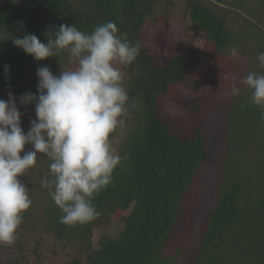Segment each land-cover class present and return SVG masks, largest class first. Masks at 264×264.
Listing matches in <instances>:
<instances>
[{"label": "trees", "instance_id": "trees-1", "mask_svg": "<svg viewBox=\"0 0 264 264\" xmlns=\"http://www.w3.org/2000/svg\"><path fill=\"white\" fill-rule=\"evenodd\" d=\"M184 1L192 21L205 31L215 56L241 42L239 33L216 9L203 1ZM217 1L222 3L223 0ZM158 2L0 1V39H3L0 41V94L15 89L17 95L37 91L38 79L34 78L37 69L67 55L61 52L58 57L36 61L16 47L11 37L35 34L47 44V34L61 24L75 25L90 34L96 26L113 21L130 43H140L136 60L123 65L130 74L127 106L134 120L119 149V154L122 157L127 154V159L114 171L113 183L93 197L100 215L83 225L62 224L63 213L49 195L43 214L46 223L57 239H78L80 260L85 259L87 264H170V258L177 262L179 257L166 254V249L173 244L178 227L188 221L190 209L184 202L190 199L193 188L200 187V182L203 186L204 173L225 153V158L219 160L224 167L223 175L218 174L210 182L209 196L201 195L202 200L208 197V204L211 197L215 201L212 208L205 211L204 229L189 264H264V119L261 109L248 103L251 92L245 88L249 95L231 101L224 120L216 111H211L204 100L198 99L188 106L190 119L181 126L172 125L162 100L174 89L190 87L197 92L201 87L200 82L193 79L196 66L188 57H160L144 45L143 24L152 17ZM242 3L238 0L237 5L246 12L241 34L247 33L256 39L262 52L264 0L248 8ZM5 65L10 69L7 74ZM259 73L264 74V71ZM242 104L246 105L244 110H241ZM251 148L254 151L248 161ZM241 153L244 167L229 166L230 156H242ZM41 156L49 167L52 161L44 154ZM48 177L52 179L51 172ZM34 194L31 193L32 199ZM131 207V212L126 214ZM104 215H112L121 222L123 231L117 239L104 236L99 249H94L93 231ZM23 217L18 231L31 229L30 209ZM174 249V253L179 252L177 247Z\"/></svg>", "mask_w": 264, "mask_h": 264}, {"label": "clouds", "instance_id": "clouds-1", "mask_svg": "<svg viewBox=\"0 0 264 264\" xmlns=\"http://www.w3.org/2000/svg\"><path fill=\"white\" fill-rule=\"evenodd\" d=\"M47 35V44L35 34L10 38L36 61L66 52L67 63L75 67L67 69L59 60L63 70L58 75L48 66L37 69V92L19 97L20 105H35L36 118L27 133L21 127L17 97L9 92L7 101L0 99V245L15 243L23 214L32 206L29 189L18 177L36 165L38 153L52 161V179H43L41 186L50 190L63 213L60 223L68 226L100 215L93 197L113 183L114 171L127 159L110 141L124 128L128 115L129 97L117 65L132 64L140 43H130L113 21L96 26L90 34L61 24ZM230 55L239 58L236 48ZM257 60L264 67V51ZM4 71L9 73L7 65ZM240 83L250 90L248 103L258 106L264 119V74L249 72ZM232 94H240L235 85ZM240 107L244 110L246 105ZM26 145L32 150L25 151Z\"/></svg>", "mask_w": 264, "mask_h": 264}, {"label": "rangeland", "instance_id": "rangeland-1", "mask_svg": "<svg viewBox=\"0 0 264 264\" xmlns=\"http://www.w3.org/2000/svg\"><path fill=\"white\" fill-rule=\"evenodd\" d=\"M199 1H203L213 7L227 18L229 25L240 35L241 42L239 44L230 45L222 55L215 56L214 47L209 42L205 31L192 21L187 3L184 0H159L152 17L146 19L142 28V41L150 52L160 57L169 55L170 57L176 55L188 57L191 64L196 66L193 79L200 82V90L195 92L190 87L174 89L161 102L166 110V116L169 117L174 127L181 126L182 123L190 119L188 106L198 99L204 100L203 102L211 106V111H216L219 117L224 120L223 118L227 117L226 109L231 101H236L235 98L239 99L249 95L246 90L244 91L246 87L240 83L242 78L249 72L259 73L261 70L264 71V67H260L257 60L261 51L259 50L260 46L255 42L256 39L247 35V33L246 35L244 33L241 34L244 27L242 18L245 17L244 14L246 12L242 11L241 7L237 5L238 0H223L222 3L217 0ZM242 1L246 8L253 7L254 4L260 2V0ZM262 12H264V9ZM261 46L263 47L262 50H264V45ZM232 48L237 49L239 57L237 60H233L230 55ZM60 62L67 69L75 67L74 64L67 63V55L61 58ZM60 62L58 60L48 66L54 74L58 75L63 70ZM117 66L121 69L123 75L122 86L125 87L127 92L130 74L123 65ZM34 78L38 79L37 75ZM234 85L239 89V95L232 94ZM33 91L34 93L37 92ZM33 91L31 90V92ZM9 92L17 97V106L22 113L21 127L27 133L31 120L36 118L35 105H20L19 97L22 93L17 95L16 89L2 92L0 99L7 101ZM136 110H138V107ZM125 120L124 128L118 129L111 140L113 147L118 153L134 121L129 114V106ZM28 150H32L31 145H26L25 151ZM248 151L247 157L249 158L247 160L249 161L254 148ZM241 154L242 156L239 155L240 157L231 155L229 166H241L243 168L245 160L243 159L244 154ZM41 155L40 153L37 154V163L34 167L27 170L25 175L18 177L29 189L31 200L36 198V203L30 207L31 229L18 231L15 243L11 246L0 245V264H87L85 259L80 260V253L77 247L78 239L74 238L72 241L59 240L49 230V226L46 223L43 214L50 196L49 189L41 187V181L45 178L50 180L48 177L50 170ZM221 158H225V153L218 158L215 164L212 165L213 167L210 168L209 166L208 171L204 173L203 186L201 187L200 182V187L193 188L190 199L184 202L185 206L190 209L189 217L185 225L181 224L178 227V232L174 235L173 244L167 246L166 254L179 257L177 262L170 258V264H189L188 260L196 253L199 245L197 241L204 229L202 221L204 220L205 211L210 210L212 208L211 205L215 201V198L211 197V201L208 204V197L204 200L201 198L209 196L210 189L208 187L210 182L216 179L218 174L220 176L223 175L224 167L222 166V161H219ZM32 192L35 193L33 199ZM195 192L200 194L199 197L196 196ZM205 202L206 204H204ZM131 210L132 207L126 214L130 213ZM122 231L123 224L121 222L115 220L112 215H104L103 221L94 228L92 235L93 248L99 249L100 241L104 236L117 239ZM176 247L179 249L178 253H174L172 250Z\"/></svg>", "mask_w": 264, "mask_h": 264}]
</instances>
